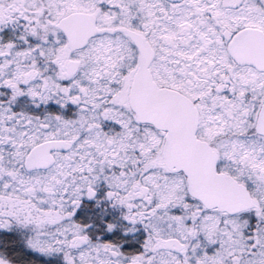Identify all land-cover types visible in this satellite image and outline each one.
Here are the masks:
<instances>
[{"label":"snow or ice","instance_id":"1","mask_svg":"<svg viewBox=\"0 0 264 264\" xmlns=\"http://www.w3.org/2000/svg\"><path fill=\"white\" fill-rule=\"evenodd\" d=\"M0 264H264V0H0Z\"/></svg>","mask_w":264,"mask_h":264}]
</instances>
